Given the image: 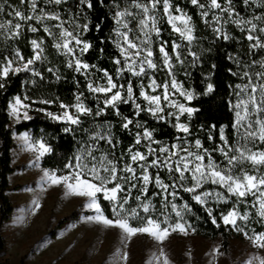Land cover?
<instances>
[{"label": "snow or ice", "instance_id": "6c2138e0", "mask_svg": "<svg viewBox=\"0 0 264 264\" xmlns=\"http://www.w3.org/2000/svg\"><path fill=\"white\" fill-rule=\"evenodd\" d=\"M25 2L26 0H19L20 4ZM27 2L30 10L28 15L9 4L8 0L0 2V13H5L7 5L11 10L8 15L23 22L13 23L9 19L0 23V30L5 31L7 38L15 40L21 36L25 24L29 21L38 22L43 32L55 41L52 47L68 58L67 67L84 77L87 91L98 100L103 96L95 109L84 102L86 97L83 91L75 95L73 104L59 101L61 111L58 113L38 109L46 111V115L52 120L65 123V133L84 134L78 141L80 149L65 163L64 169H45L42 180L54 186H63L66 195L85 198L86 208L95 212V215L88 216L87 220L119 228L126 240L137 234H147L161 245L173 233L187 236L196 231L185 219V215L192 212L190 203L175 202L177 199H183L181 192L191 194V200L204 207L217 228L223 224L226 228L242 233L253 248L258 250L243 264H264V255L261 254L264 252V58L240 65L236 57L229 56L230 60H234L243 68L259 65L261 70H245L239 73L229 69L233 76L242 75L247 78L246 83L235 86L236 99L234 103L230 101L235 117L232 124L234 139L230 143V138L225 132L227 125L218 130L216 125H211L207 130L206 139L213 141L212 132L217 130L220 143L209 149L200 139H188L194 136V130L190 126L191 117L199 111L191 106L190 102L199 94L195 90L184 88L183 84L177 81L174 72L173 60L184 64L182 52L191 56L194 63L200 60L198 53L191 50L192 45L199 40L196 24L193 17L179 4H173L172 0H111V8L114 10L111 18L115 22L112 30L115 39L112 43L118 49V55L112 58L116 67L114 74H110L107 69H97L96 65L82 59L93 45L83 38V34L91 30L90 22L81 24L78 21L86 17L83 8H94L93 0H75L76 13L72 12L69 0H43V6L40 0ZM189 2L199 9L200 19L205 26L211 27L217 39H234L224 27L232 23L244 33L243 38L249 42L250 54H255L256 50L264 51V10L260 15H253L251 19L246 20L236 11L234 0H223V3L221 0ZM252 2L254 0H242L246 6H250ZM96 3L103 6V0H96ZM261 3L264 4V0H261ZM53 5L60 7L58 10L52 9L50 6ZM62 13L68 15L67 20L63 18ZM163 20H166L171 32L177 36L171 44L161 36ZM46 22L54 23L49 25ZM66 24L72 28L71 31L69 27H65ZM94 27L97 31L101 30L99 23ZM28 29L32 33L40 30L34 24H28ZM30 44L33 50L31 57L26 58L18 48L10 56L0 54V89L5 88L3 81L7 80L10 74L28 72L44 79L43 74L34 67L37 61L46 59L44 40L32 39ZM93 70L102 75L93 79ZM162 70H166L168 76L163 82H158L154 74L149 75L150 72ZM47 71L56 75L57 80L61 78L57 74L58 70L48 68ZM129 77L139 79L134 85ZM120 80L125 82H119ZM75 82L79 84V81ZM214 90L215 85L207 83L203 94L207 95ZM177 95L185 102L175 99ZM141 98L145 103L138 102ZM30 99L28 96L23 99L19 95L15 96L9 104L10 115L16 120H30L32 117L28 113L33 103L50 105L58 102V98L25 102ZM129 103L135 109L133 118L124 116L120 111V105ZM109 110L121 117L122 129L130 130V126L137 129L133 133L134 143L119 153L116 150L120 141L112 131L114 125L110 121L96 119L103 117ZM143 112L161 121L174 118L173 127L182 135L176 136V142L171 145L156 140L153 130L136 119ZM185 114L188 122L181 121ZM82 117L92 118L90 127H84L86 120ZM201 131H205L203 126ZM20 138L27 150L36 153V162L53 151L52 146L44 139L34 141L27 132ZM101 141L107 145V150L100 146ZM217 153L221 159L217 158ZM162 172L166 173V176H162ZM134 190L138 193L135 196ZM101 195L111 203L114 219L104 214L100 204ZM249 197L252 198L250 201ZM153 198H159V210L153 204ZM130 201L136 206L131 207ZM212 203L231 204V207L214 215L215 210L210 206ZM242 204L256 210L259 217L256 222L261 225V231L249 227L252 213H242ZM126 205L129 207H125ZM157 212L158 215H153ZM173 213L175 220L172 219ZM132 220L139 221V226H133ZM219 255L223 253L217 246L213 249V264ZM122 259L126 264L127 252L123 253ZM148 264H171V261L164 248L160 247L158 252L152 254Z\"/></svg>", "mask_w": 264, "mask_h": 264}, {"label": "trees", "instance_id": "16d2710c", "mask_svg": "<svg viewBox=\"0 0 264 264\" xmlns=\"http://www.w3.org/2000/svg\"><path fill=\"white\" fill-rule=\"evenodd\" d=\"M2 2V0H0ZM9 4H13L25 15L30 14L29 5L26 0L24 4H20L19 0H8ZM94 8L89 10L86 7L83 8V12L86 17L79 19V23L86 21L90 22V31L83 34V38L91 42L93 47L84 54L82 59L89 64L96 65L97 69H107L110 74H114L115 65L112 63V58L118 55V49L112 43L115 39V33L112 31L115 27V22L112 20L114 10L111 8V0H103V6L97 4L96 0H93ZM173 4H179V6L187 11L189 15L193 17V21L196 24L197 35L199 37L198 42L192 45L191 50L198 53L200 56L199 62H193V58L188 56L187 53L182 52V59L184 64L181 65L173 60L174 72L176 79L181 82L184 88L189 90H195L199 95L196 99L190 102L191 106L196 107L199 111L191 117L190 126L194 130V136L188 137L189 140L200 139L204 142L205 147L211 149L215 144L220 143L218 129L221 126L227 125L225 129L226 134L230 138V143L234 139V129L232 124L234 123V111L231 108V102H235V86L237 84H243L247 82V78L242 75L233 76L229 69L233 72L242 73L247 70L250 72L259 71V65H253L251 68H243L240 65L249 63L251 60H259L264 58V51L256 50L255 54H250L248 49L249 42L244 39V33L240 31V28L232 23L226 24L225 30L234 37L232 40H224L222 38L217 39L215 34L212 32L211 27L204 25L200 19L198 12L199 9L192 6L189 0H172ZM204 2V0H201ZM41 6H43V0H40ZM72 6V12L76 13L75 0H69ZM223 3V0H221ZM236 11L240 13L244 19H251L253 15H260L261 11L264 10V4L261 0H254L250 6L243 5L242 0H234ZM69 5H64L68 7ZM123 6V5H122ZM52 9L58 10L60 6H50ZM5 13H0V23H4L11 19L13 23L21 22L18 18L8 15L11 11L5 5ZM218 11V10H215ZM65 20L68 19L67 14H63ZM211 19V13L209 14ZM23 23V22H21ZM49 25L54 22H46ZM101 25V30L97 31L94 27L95 24ZM28 24H34L40 30L36 33H32L28 29ZM215 26L214 24L212 25ZM65 27L72 28L66 24ZM163 39L168 40L171 44L172 40H176V34L171 32L170 26L166 23V20L161 21ZM44 40V56L46 59L37 61L34 67L36 70L43 74L44 79L33 76L31 73L22 72L16 75L10 74L7 80H4L5 88L0 89V227L11 219L14 211L13 202L9 196L11 189L10 175L13 174L19 166H13V155L12 151L16 147L15 134H20L24 131H28L33 137L44 139L48 144L52 146L53 151L42 157L41 164L46 169H59L63 170L65 163L69 159L74 157L81 145L78 143L81 137L84 136L82 132H77L75 135L65 133L63 128L67 125L63 122H57L48 117L44 112L34 111L32 119L21 120L14 126H11V117L9 112V104L11 100L19 95H26L30 97V100L39 99H56L58 102L55 104L44 105L53 111H59V101L66 104L75 103V95L83 91L86 97L85 103L95 109L99 100L103 99V96H93L87 91L85 79L81 74L75 73L72 69L67 67V57L58 53L52 45L55 41L48 37L42 30V27L38 22L29 21L25 24L21 36L18 39H9L6 36L4 30H0V54L11 55L15 49H19L20 52L26 57H31L33 50L30 44L32 39ZM155 40L156 38L153 37ZM179 42V41H177ZM100 49L104 51L101 52ZM171 53V49H169ZM229 56L236 57L240 61L238 65L234 60H230ZM212 65L216 67L213 68ZM48 68H54L57 74L61 77L59 80L56 79V75L49 73ZM155 75L158 82H163L168 79L166 70H162L156 73H149V75ZM102 73L93 70V79H97ZM127 75V74H126ZM133 80L134 85L137 83L139 78L129 77ZM145 84H147V77L144 78ZM75 81H79L77 84ZM101 83L103 81H100ZM119 82H125L120 80ZM207 83H213L215 90L207 95L203 94ZM138 92V88H137ZM185 102L184 100H181ZM145 103L142 98L138 101ZM120 111L124 116L129 118L134 117V106L129 104L120 105ZM168 109H166L167 113ZM165 113V114H166ZM86 123L84 127H90V121L92 118H84ZM97 121H110L114 127L112 131L115 136L119 139L120 143L117 147V153L126 149L128 146L134 143L133 133L137 129L130 126V130H124L120 127L121 117L115 115L112 110H109L103 117L96 118ZM145 123L149 129L153 130L154 138L162 143L171 145L175 143V137L182 135L178 133L173 127L175 123L174 118L161 121L152 117L147 112L141 113V116L136 118ZM182 122H188V117L185 114L181 117ZM211 125H216L217 130H213L212 135L213 141H208L207 130ZM201 126L204 127L205 131H201ZM75 127V126H73ZM86 140V137H85ZM87 147V144L84 145ZM100 146L107 150V145L103 141L100 142ZM155 147V145H154ZM143 150V149H141ZM218 159L219 154H215ZM264 171V169H262ZM162 176H166V173L162 172ZM138 193L133 191V196ZM183 199H177V204H183L184 201H188L192 207V212L185 215V219L196 229L194 232L196 235L205 238H220L221 248L227 254L231 251V242L233 239L246 240L242 233H239L231 228H226L223 224L217 228L207 215L203 206H200L191 200V194L181 192ZM249 201L252 199L248 198ZM153 204L159 210L161 208L159 198H153ZM100 204L104 210V214L109 218H114L112 213V205L109 201H106L100 196ZM131 207H135L133 201L129 202ZM126 205L125 207H129ZM214 208V215L220 211H226L231 207V204H215L210 205ZM171 211V209H169ZM240 211H251L252 215L249 220V227L255 228L256 231H261V225L256 221L259 217L256 215L255 209H250L248 205H240ZM155 213L153 215H158ZM141 215L144 214L141 212ZM218 218V217H217ZM67 220L68 218H64ZM172 219L176 217L172 214ZM219 220V218H218ZM133 226H139V221L132 220ZM241 226L243 227V223ZM5 249V240L0 235V264H11L9 260L1 258V253Z\"/></svg>", "mask_w": 264, "mask_h": 264}, {"label": "rangeland", "instance_id": "374dc122", "mask_svg": "<svg viewBox=\"0 0 264 264\" xmlns=\"http://www.w3.org/2000/svg\"><path fill=\"white\" fill-rule=\"evenodd\" d=\"M175 99L183 102L178 95ZM40 100L44 99L25 102ZM44 105L33 103L29 116L38 109L61 111ZM46 111L40 112L46 114ZM10 117L11 126L23 120ZM24 133L15 134L16 147L12 151L13 166H19L10 175L9 196L14 211L11 219L0 227V235L5 240L1 258L11 264H125L124 252L128 253L126 264H148L160 247L164 248L171 264H213V249L217 246L223 255H219L214 264H243L258 251L247 239H233L230 254H227L221 248L220 238L210 239L195 233L187 236L173 233L162 245L147 234L126 240L119 228L87 220L95 212L86 208L85 198L66 195L63 186L42 180L46 169L42 167V157L36 162V153L26 149L20 138ZM27 133L34 141L41 139Z\"/></svg>", "mask_w": 264, "mask_h": 264}, {"label": "crops", "instance_id": "0c3cea01", "mask_svg": "<svg viewBox=\"0 0 264 264\" xmlns=\"http://www.w3.org/2000/svg\"><path fill=\"white\" fill-rule=\"evenodd\" d=\"M24 132H27V131H24ZM24 132H22V133H24ZM22 133H20V134H22Z\"/></svg>", "mask_w": 264, "mask_h": 264}]
</instances>
